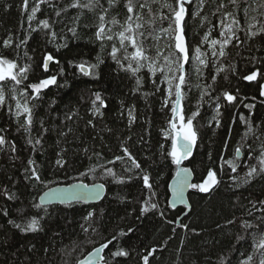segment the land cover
I'll use <instances>...</instances> for the list:
<instances>
[{
  "label": "snow or ice",
  "instance_id": "snow-or-ice-1",
  "mask_svg": "<svg viewBox=\"0 0 264 264\" xmlns=\"http://www.w3.org/2000/svg\"><path fill=\"white\" fill-rule=\"evenodd\" d=\"M0 4L5 12L14 6L6 0H0ZM42 6L51 12L34 26ZM16 7L21 17L19 27L5 29L0 36V49L8 51V55L0 51V121H3L0 156L8 165L0 170V255L4 256L0 264H35L34 244L26 246L21 254L19 248L11 251L10 240L16 234L27 236L45 231L53 201L70 207L81 201L104 198L101 193L106 189L105 183L91 186L79 183L66 189L50 187L52 181L46 178L39 163L49 146L55 149L50 163L56 170L67 172L74 168L81 176L91 174L94 179L99 173L101 178L108 177L117 185L136 183L139 195L134 201H127L132 205L131 210L125 208L127 216L135 221L151 218L167 229V239L161 235L153 243L141 241L137 247L130 243V234L137 231L136 227L132 224L117 227L110 238L105 237L83 258L77 256L75 264H164L169 249H172L170 264H264V114L258 111L257 97L247 96L239 87L240 81L255 82L259 97H264V0H19ZM121 11L122 20L117 19ZM66 18L70 24L65 27L71 37L63 28L60 32L54 30ZM89 18L92 23L88 22ZM205 22L211 27L194 45L188 39V32ZM78 28L91 32L90 59L84 58L88 53L76 52L67 57L63 52L71 51L70 42L80 39ZM213 30H217V38H210ZM40 38L44 41L42 51ZM49 45L55 51L48 50ZM205 46L210 51H202ZM37 52L38 60L34 59ZM244 52L248 55H243ZM58 53L65 55L63 61L57 57ZM233 54L252 68L238 73ZM52 64L57 66L54 73L50 70ZM107 65L114 66L118 78L131 82L127 91L122 89L119 94L112 125L100 126L106 118L104 110L109 108L100 91L89 90L87 101L83 95L78 98L77 109L80 104H89L85 109L87 119L72 106H66L61 116L57 100L54 97L46 100L50 88L72 86L65 78L66 67L77 70L72 72L73 78L79 74L99 81L102 66ZM39 69L42 72L38 74ZM230 77H236L237 86L231 87ZM225 82L230 87L225 88ZM193 87L199 90V97L195 108L189 110L184 101ZM150 95L158 96L165 117L158 132L162 139L155 146L148 127L151 123L148 114L152 110ZM141 98L145 99L143 113ZM209 101L214 115L204 124L201 121L206 114L201 113V107ZM45 104L47 109L39 111ZM241 106L248 109L247 114L239 112ZM259 106H264V99L259 101ZM238 122L244 129L239 140L233 141V126ZM136 128L141 130L135 131ZM201 128L212 136L220 130L222 150L233 158L218 154L202 181L195 183L189 180L194 169L184 162L198 147L203 135ZM53 132L55 140L49 145ZM233 143L238 145L234 149ZM164 166L176 169L175 183L167 186L172 199L166 205L159 200L156 179L157 169ZM257 183L262 189L255 195L250 189ZM221 185L232 193L229 211L221 213L222 222L219 219L214 222L222 239L213 241L210 247L196 249L194 256H185L186 236L172 248L170 241L178 229L200 235L190 224L168 215L177 205L187 208L185 217L190 215L192 208L185 204V189L208 194L219 190ZM31 190L43 191L38 201L36 197L22 198ZM120 200L124 202L123 197ZM103 219V209L92 207L83 215L84 222L79 227L83 233L103 235L100 232ZM120 220L124 221L125 217ZM53 236L62 239L60 231L53 232ZM126 237L129 239L121 245L119 241ZM78 247L62 250V255L71 256ZM240 247H245L243 253ZM6 249L11 255L5 254ZM54 250L49 246L43 252Z\"/></svg>",
  "mask_w": 264,
  "mask_h": 264
},
{
  "label": "trees",
  "instance_id": "trees-1",
  "mask_svg": "<svg viewBox=\"0 0 264 264\" xmlns=\"http://www.w3.org/2000/svg\"><path fill=\"white\" fill-rule=\"evenodd\" d=\"M8 4L14 5L9 8L7 12L4 11L3 5L0 4V36H3L5 33V29L16 30L19 27V23L21 20L20 14L16 5H18L19 0H6ZM195 7V5H193ZM51 10L42 6V11L37 13V19L33 21V25L35 26L40 19L48 18L46 13H50ZM117 19H123V12L121 11V15L117 17ZM209 19H213L209 17ZM89 23H92V19L89 18ZM25 26H27L26 16L24 17ZM65 24H70L68 19H65L64 24H56L54 26V30L60 32L63 28L64 32L67 33L69 37H71V33L67 31V27ZM197 25H199V20H197ZM211 25L204 23L203 26H197L193 30L188 32V39L195 45L197 41H200L202 37L207 34V29L210 28ZM78 32L80 33V39L76 41L70 42L71 51L63 50L66 53L67 57H71L73 53L79 52L82 55L84 53H88L85 56V59H90L93 55L92 45L88 43L89 37L91 35L90 31H86L85 29L78 28ZM216 31H212V37L217 38ZM35 37L36 34H33ZM59 43H63V40H59ZM30 44L35 46L34 41H30ZM41 51L43 49V38H40ZM48 50L55 51L52 45L48 46ZM0 51H4L0 49ZM202 51L208 52L210 51L209 46H205L202 48ZM5 55H8V51H4ZM31 54V53H30ZM233 63L237 65L238 73L242 74L249 69L252 68L250 63H247L241 60L240 56H235ZM243 55H248L247 52H244ZM259 55V54H258ZM57 57L63 61L65 59V55L57 54ZM34 59H39V52L34 55ZM112 65L102 66V78L99 81L90 80L88 77H82L77 75V78H73L72 72L77 71L73 68L66 67V79H68L71 83V87L67 89H57L52 87L48 90V97L46 100L54 97L57 100V108L60 110V114L62 116L63 111L66 110V106H72L74 110H78L81 115L84 116L85 119L88 116L85 114V109L89 107L87 102L80 104L77 109L78 98L83 95L85 101H87V97L89 95V90L91 91H100L103 97L106 98V102L109 104V108L104 110L106 112V118L103 122H100V126H103L104 123L109 125L113 124L115 120V109L117 107L118 101L120 99V92L123 89L127 91V86L131 83L127 79H120L117 76V73L113 71ZM227 67V65H225ZM51 72L57 71V66L55 64L50 65ZM215 69L213 68V71ZM42 72V69L38 70V74ZM207 73V69H205ZM47 75V74H45ZM120 76H124L123 73H120ZM232 80L231 87H235L236 85V77H230ZM259 79V77H258ZM63 78H61L62 82ZM193 82H195V78L193 77ZM224 87H230V85L225 82ZM239 87L242 90V93L246 94L249 97L256 96V103L258 104V111L260 114H264V106H259V101L264 99V97H259L258 95V85L255 82L248 81H240ZM83 90V91H81ZM223 90V89H221ZM187 91V89H186ZM199 90L195 87L192 88L191 91L187 92V97L184 103L188 106L189 110H193L198 102ZM207 99V98H206ZM148 100L152 103V110L149 112V119L151 123L148 127L151 130V142L153 146L156 145L157 140H161L162 136L158 135L159 129L161 125L165 122L164 113L160 111V99L157 97L149 96ZM210 101L207 104H204L201 107V113H205V120L201 121V123L207 124V122L211 121L212 115H214L213 107L210 106ZM140 104V112H144L145 99L141 98L139 101ZM47 109V104H45L39 111H45ZM257 111V110H253ZM239 112L244 114L248 113V109L240 107ZM190 114V112H189ZM53 115H56L54 112ZM238 115V114H237ZM141 123L143 122V116H141ZM3 121H0L2 124ZM81 128L83 127V121H80ZM54 127V125H53ZM234 136L233 141H238L240 135L243 132L244 126L242 124L237 123L234 125ZM141 129L136 128L135 131H140ZM202 138L198 141V147L194 150L193 156L185 162V166H188L194 169L193 173L195 176V183H199L202 181L204 176L206 175V169L210 166L214 165V161L218 154L225 155L226 158L232 159V156H229L227 151L222 150L221 147V139L222 132L218 130L216 136L210 135V133L205 129H200ZM55 140V133L53 132L52 136L49 138V145H51ZM22 143V141H21ZM116 143L115 140L112 142ZM166 147H169V144H165ZM233 149L236 145L233 143ZM139 147V145H138ZM55 149L51 146L48 147L47 153L39 158V163L43 166L42 171L45 174L46 178L51 180L52 183L50 187H54L57 185H69L78 181H82L88 184L93 183H105L107 194L103 201L95 205H85L75 203L70 207H65V205H53L49 206L50 216L47 218V222L44 225L45 231L39 232L36 234H28L27 236L16 234L11 240L10 244L12 245L11 251H15L16 248H19L20 253L23 254L25 252L26 246L35 245L34 252L32 253V259H34L35 264H75V258L80 256L83 258V255H86L88 252L92 251L94 247L98 246L99 243L104 241L105 237H109L114 234L117 227H125L126 224H132L136 227L137 231L134 234H130V243L137 245L139 247L140 242L143 241L146 244L153 243L159 236L163 235L164 239H167L166 231L167 229L161 228L157 220H153L151 218H145L143 221H135L131 217L127 216L125 212V208L131 210L132 205H128V200H135V198L139 195V186L136 183L129 185H117L111 183L108 177L101 178L99 173H97L95 179L91 174L87 176H81L79 171L74 168H69L67 172L64 170H56L52 167L50 163V159L53 156ZM209 154L212 156V160H209ZM26 155V153H25ZM144 153H141L143 156ZM71 158V157H70ZM7 163L4 157L0 156V170L3 167H7ZM225 167H227L225 165ZM11 170V169H10ZM82 170V169H80ZM175 168H169L168 166H164L162 170L157 169L159 175L156 177L159 187L157 191L159 192V200L161 204L166 205V202L169 201L170 193L169 188L167 187L171 180L174 177ZM119 171V169H117ZM242 175V173H241ZM227 180V177H222ZM262 185L257 183L255 187L251 188L250 191L258 195L261 192ZM47 189H44L46 191ZM21 192H24V189L21 188ZM43 191L39 190H31L29 192L24 193V197L28 200L33 199V197L37 198L41 195ZM20 195V193H17ZM247 194V193H246ZM232 195L231 192L226 191L225 187L221 185L219 190L204 194L199 193L196 190H191L189 194V203L191 205L192 211L189 216L185 217L184 213L187 211L186 208L179 207L176 209L169 210V217L176 218L178 221H183L184 223L190 224L194 227L200 235L197 236L192 233H184L183 230L178 229L177 234L170 241L172 248H175L178 244L180 238L185 237V244L187 246V251L185 252V256L195 255L196 249H203L205 247H210L213 241L222 239L220 235L217 233V229L215 228V221L223 219V214H227L229 211V197ZM120 197H123L124 202H121ZM92 207L102 208L104 212V219L101 222L100 232L103 235H93L91 233H83L80 229L79 224L83 223L82 220L83 215L87 213V211L91 210ZM125 217L124 221L120 220V217ZM60 231L62 233V239L60 237H54L53 232ZM11 235V234H10ZM129 238H122L119 243L121 245L124 244V241ZM116 243V242H114ZM79 246L76 252H73L71 256H63L62 250H71L75 246ZM52 246L54 251H50L45 254L43 252L44 248H49ZM111 248V246H110ZM115 250V249H112ZM245 251V247H240V253ZM108 250L106 249L105 255ZM172 249H169L168 253L165 254L164 264H170L169 257L171 256ZM7 255H11V252L6 249ZM239 255V254H238ZM4 256L0 255V260H3ZM21 259H24V256L21 255ZM27 264V262H25ZM179 264V262H177Z\"/></svg>",
  "mask_w": 264,
  "mask_h": 264
},
{
  "label": "water",
  "instance_id": "water-1",
  "mask_svg": "<svg viewBox=\"0 0 264 264\" xmlns=\"http://www.w3.org/2000/svg\"><path fill=\"white\" fill-rule=\"evenodd\" d=\"M186 161H187V160H186ZM186 161H185V162H186ZM185 162H184V164H185ZM189 168H190V167H189ZM189 180H190L191 182H194V181H195V176H194V173H193V172H192V174L190 175ZM79 183H84V184H87V185H89V186L92 185V184H88V183H85V182H82V181H78V182H75V183H72V184H69V185H57V186H54V188L66 189V188H68V187L71 186V185H75V184H79ZM174 183H175V181H174V179H172L169 185H172V184H174ZM191 190H192V189H185V204H190V203H189V194H190ZM169 193H170V198H169V201H170V200L172 199V192H171L170 189H169ZM106 194H107V189H105V191L101 193V196L105 198V197H106ZM41 195H43V193H42ZM104 198L101 199V200H92V199H89V200L81 201V202H78V203H79V204H85V205H90V204H91V205H95V204H98V203H100L101 201H103ZM74 204H75V203H74ZM53 205H64V204H61L59 201H53L49 206H53ZM179 207L186 208L184 205H177L174 209L179 208ZM174 209H173V210H174ZM186 209H187V208H186ZM186 212H187V211H186ZM105 251H106V250H105Z\"/></svg>",
  "mask_w": 264,
  "mask_h": 264
}]
</instances>
